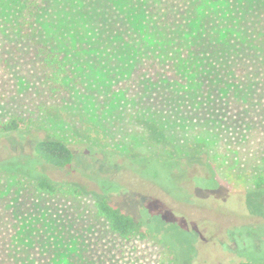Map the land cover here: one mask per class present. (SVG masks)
<instances>
[{
  "label": "rangeland",
  "instance_id": "1",
  "mask_svg": "<svg viewBox=\"0 0 264 264\" xmlns=\"http://www.w3.org/2000/svg\"><path fill=\"white\" fill-rule=\"evenodd\" d=\"M42 1L48 12L38 33L25 36L14 0H0V123L23 120L19 131L0 134V199L18 197L41 176L77 187L82 197L33 203L24 220L36 240L35 263H263L264 188L256 183L264 176V99L230 102L240 107L205 132L134 125L113 95L114 77L128 76L153 54L151 31L133 0ZM221 8L229 9L230 30L209 37L196 27L193 39L264 59L254 30L264 20V0H226ZM34 42L53 46L74 69L69 92L44 111L42 79L29 59ZM49 138L72 148V165L57 168L36 157L34 145ZM102 198L142 222L148 237L113 233L95 211Z\"/></svg>",
  "mask_w": 264,
  "mask_h": 264
},
{
  "label": "trees",
  "instance_id": "2",
  "mask_svg": "<svg viewBox=\"0 0 264 264\" xmlns=\"http://www.w3.org/2000/svg\"><path fill=\"white\" fill-rule=\"evenodd\" d=\"M202 1L212 2L215 7ZM202 1L133 0L135 10L145 17L151 31L153 54L149 60L137 61L128 76L114 77L113 95L120 99L134 125L143 122L148 125V131H158V127L164 126L176 132H205L230 114L231 107H240L234 103L255 101L256 97L264 99V59L241 58L214 49L210 39L202 43L193 39L190 32L196 27H202L209 37L211 32L218 34L221 29L220 34L230 30L227 29L230 22L224 21L229 9L221 8L226 0ZM13 6L19 33L37 35L38 22L48 12L47 5L42 0H14ZM254 30L260 34L257 44L264 48V20L258 21ZM29 53L42 79L44 101L39 109H51L53 103L69 92L68 80L74 69L62 53L49 44L34 42ZM230 102H234L231 107ZM260 105L264 111V100ZM22 122L19 117L3 121L0 134L19 131ZM33 150L38 159L57 168H66L75 161L72 148L58 138L41 140ZM31 180L33 183L27 185L23 194L20 191L17 197L10 193L0 199V264H36L33 257L36 240L31 224H25L24 220L28 219L34 202L48 200L52 205H60L82 197L77 187L59 186L46 176ZM256 186L264 188V176L258 177ZM95 211L109 229L123 239L148 237L142 222L107 199H97ZM56 222L55 219L51 225L54 237L60 234Z\"/></svg>",
  "mask_w": 264,
  "mask_h": 264
}]
</instances>
